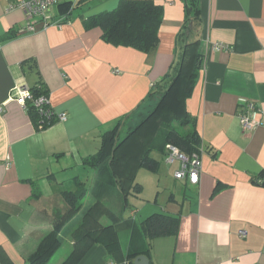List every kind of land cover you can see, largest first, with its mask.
<instances>
[{
	"label": "crops",
	"instance_id": "0c3cea01",
	"mask_svg": "<svg viewBox=\"0 0 264 264\" xmlns=\"http://www.w3.org/2000/svg\"><path fill=\"white\" fill-rule=\"evenodd\" d=\"M19 1L0 0V264H26L50 232L59 247L47 264L71 254L72 264L139 256L146 264H264V128L245 133L237 121L246 100L264 110V0H200L201 68L186 101L201 139L196 185L175 180L177 164L164 154L153 171L139 166L141 152L120 161L124 174L85 163L100 135L143 106L180 57L181 0H151L163 16L148 55L85 29L84 17L119 0H58L47 22L59 26L37 22L33 32L20 9H9ZM218 43L227 49L212 50ZM16 82L45 90L65 120L38 129L10 99ZM145 172L161 174L157 181ZM114 177L125 180L126 197ZM153 214L174 219L175 231L150 239L142 222Z\"/></svg>",
	"mask_w": 264,
	"mask_h": 264
},
{
	"label": "trees",
	"instance_id": "16d2710c",
	"mask_svg": "<svg viewBox=\"0 0 264 264\" xmlns=\"http://www.w3.org/2000/svg\"><path fill=\"white\" fill-rule=\"evenodd\" d=\"M181 2L184 7V21L179 35L183 42L180 59L171 67L169 73L167 72L161 80L152 84L142 101L144 103L156 93L167 96L170 91H175V100L179 103V110L183 113L179 124L174 123L178 115L170 108L153 111L134 128L126 125L132 113L125 115L117 119L111 129L100 135L98 150L85 161L89 166L97 169V167L108 165L111 175H114L115 170L118 174H124L129 170L122 166L119 167L120 161L125 159L127 162L129 157L135 158V155L132 156L134 153L141 152L140 157L138 156L139 166L153 171L159 163L151 154L165 155L164 149L167 144L176 146L185 154L201 153V148H199L201 139L196 123H194L195 119L185 109L186 101L193 92L197 74L201 68V61L198 64L199 56H202L198 44L200 43L199 30L202 26L200 0H181ZM162 14V7L151 0H119L112 10L84 17L82 23L85 29L98 28L101 31V39L108 44L131 48L148 55L155 50L158 44L157 31L162 21ZM30 90L34 95L45 94L47 96V92L41 87ZM28 113L33 117L38 129L44 130L58 120L55 114L49 117L38 115L32 105L29 106ZM124 125L127 126V131L121 136L120 129ZM148 125H152L151 128H146ZM185 127H188V131ZM136 143L142 144L140 149L134 147L133 144ZM124 181L114 177V182L119 184L118 191L126 197L127 191L123 190ZM130 188L132 193H139L141 189L134 182ZM67 197H74V194L68 193ZM79 199L81 198H75L77 203ZM69 200L72 209H77V206L73 205L74 200ZM175 226L174 219L159 214L150 215L142 222V227L150 239L171 234L175 231ZM58 242L55 234L50 232L40 241L26 264H47L49 257L58 249ZM71 256L72 254L62 264H72Z\"/></svg>",
	"mask_w": 264,
	"mask_h": 264
},
{
	"label": "built area",
	"instance_id": "2783aa9c",
	"mask_svg": "<svg viewBox=\"0 0 264 264\" xmlns=\"http://www.w3.org/2000/svg\"><path fill=\"white\" fill-rule=\"evenodd\" d=\"M58 0H20L19 2L9 6V9L18 8L23 12L24 17L30 23L27 24V31H35L34 24L40 22L42 29L49 25L59 26L58 23H48L49 9L55 6ZM211 49L219 51L227 49L225 46L218 44L211 45ZM10 99L16 101L23 110L28 112L30 105L34 106L38 115L49 117L55 114L50 107L48 97L45 94L34 95L32 90L24 83L16 82L10 90ZM238 113L240 127L243 132L249 133L261 127L264 128V110L258 103L253 100L244 101ZM58 120L63 121L66 118L64 113L58 114ZM165 162L166 164H177V168L172 174L175 180L184 181L189 185H196L199 181V173L202 169L201 153L185 154L176 146L167 144L165 146ZM239 237H245V231L239 233ZM114 264V263H110Z\"/></svg>",
	"mask_w": 264,
	"mask_h": 264
},
{
	"label": "rangeland",
	"instance_id": "374dc122",
	"mask_svg": "<svg viewBox=\"0 0 264 264\" xmlns=\"http://www.w3.org/2000/svg\"><path fill=\"white\" fill-rule=\"evenodd\" d=\"M177 58H178L177 61H179L180 58L179 57H177ZM174 96H175V91H170L167 96L161 95L158 93L154 94L153 97L146 100L145 103L143 104V106H141L137 111H135L134 114L131 115L129 121L126 122V125L134 128L137 124H139L140 122L145 120L153 111L165 110V108H168V110L170 108V110H173L177 113V115H178L177 120H175L176 122H174V123H176V125H178L179 124L178 122L181 119L183 113L179 110V107H178L179 103H177ZM151 126L152 125H148L146 128L149 129V128H151ZM185 130L188 131V127H185ZM123 132H124V128H123ZM122 135H123V133H122ZM152 157L157 158L158 162H160V163L162 162L161 157L158 154L153 153ZM161 166H163L162 163H161ZM172 166H175V164H173ZM145 174H150V173L145 172ZM160 174L161 173L159 172L158 174H156L154 176L152 174H150L149 176L154 178L155 180H157V178ZM141 176H142V174L140 173V176L137 177L138 181H141V179H142ZM146 188L144 190H146Z\"/></svg>",
	"mask_w": 264,
	"mask_h": 264
},
{
	"label": "water",
	"instance_id": "95a60500",
	"mask_svg": "<svg viewBox=\"0 0 264 264\" xmlns=\"http://www.w3.org/2000/svg\"><path fill=\"white\" fill-rule=\"evenodd\" d=\"M200 58H199V61H198V64L200 63V61L202 60V57L201 56H199ZM146 258L145 257H143V256H139V257H137L136 258V260L134 261V264H146Z\"/></svg>",
	"mask_w": 264,
	"mask_h": 264
}]
</instances>
